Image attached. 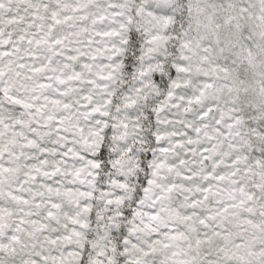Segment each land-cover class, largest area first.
I'll return each mask as SVG.
<instances>
[{"label":"snow or ice","instance_id":"snow-or-ice-1","mask_svg":"<svg viewBox=\"0 0 264 264\" xmlns=\"http://www.w3.org/2000/svg\"><path fill=\"white\" fill-rule=\"evenodd\" d=\"M0 264H264V0H0Z\"/></svg>","mask_w":264,"mask_h":264}]
</instances>
